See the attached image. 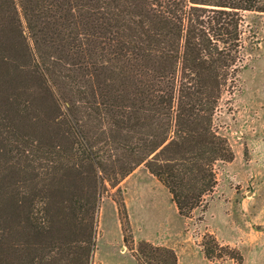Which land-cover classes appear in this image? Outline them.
Instances as JSON below:
<instances>
[{
    "label": "trees",
    "instance_id": "trees-1",
    "mask_svg": "<svg viewBox=\"0 0 264 264\" xmlns=\"http://www.w3.org/2000/svg\"><path fill=\"white\" fill-rule=\"evenodd\" d=\"M246 11L264 0H0V264H93L102 195L140 165L180 215L206 208L234 159L215 114ZM116 203L139 264H179L135 243ZM203 246L243 260L212 233Z\"/></svg>",
    "mask_w": 264,
    "mask_h": 264
},
{
    "label": "rangeland",
    "instance_id": "rangeland-1",
    "mask_svg": "<svg viewBox=\"0 0 264 264\" xmlns=\"http://www.w3.org/2000/svg\"><path fill=\"white\" fill-rule=\"evenodd\" d=\"M242 55L238 79L224 93L215 114L216 127L232 145L234 159L217 163L218 184L207 197L206 208H196L189 217L178 214L182 219L179 223L164 218L157 228L164 242L175 250L179 264H264V13L244 12ZM134 171L140 177L154 178L144 165ZM128 176L116 187L108 185L102 195L93 264H139L123 241L116 203V199H125L137 243L140 239L135 237L128 206V190L134 185L125 180ZM153 181L156 182L144 179L143 186L147 189L161 186L157 180ZM156 197L154 202L147 198L142 201L138 211L135 209L136 214L140 215L142 206L166 210L157 191ZM206 233L237 248L243 260L208 259L203 246Z\"/></svg>",
    "mask_w": 264,
    "mask_h": 264
},
{
    "label": "crops",
    "instance_id": "crops-1",
    "mask_svg": "<svg viewBox=\"0 0 264 264\" xmlns=\"http://www.w3.org/2000/svg\"><path fill=\"white\" fill-rule=\"evenodd\" d=\"M149 171V170H148ZM150 173V172H149ZM154 178L149 179L146 177H140L137 175V172H132L125 180H130L132 186L128 190V206H129V215L130 220L132 222V226L135 230V237L140 240H148L150 242H153L155 244H161L164 246L171 245L168 242H164V237L159 233L158 231V225L160 227L162 221L164 218H169L170 222L176 223L180 222L182 219L178 215V209L176 204L172 201V197L170 192L168 191L167 187L163 185L152 173H150ZM146 179L147 181L156 182L153 180H157L159 183H161V186H156V188L151 187L147 189L143 186V180ZM136 184H135V183ZM152 190V191H151ZM156 191L157 193H160L161 195V201L163 204H165V209H159L158 211L156 209H147V207L142 206L139 214H136L135 209L137 210V207L142 205V201H144L146 198L148 201H153L154 199H158L156 197ZM135 198V199H134ZM135 201H131V200ZM146 201V200H145ZM144 204V203H143ZM138 211V210H137ZM160 223V224H159ZM160 230V229H159ZM159 233V234H157ZM163 240H161V238Z\"/></svg>",
    "mask_w": 264,
    "mask_h": 264
}]
</instances>
